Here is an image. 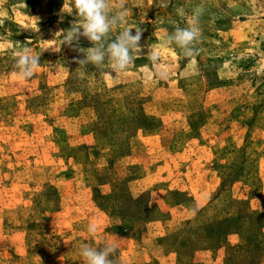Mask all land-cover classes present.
Wrapping results in <instances>:
<instances>
[{
    "label": "rangeland",
    "instance_id": "rangeland-1",
    "mask_svg": "<svg viewBox=\"0 0 264 264\" xmlns=\"http://www.w3.org/2000/svg\"><path fill=\"white\" fill-rule=\"evenodd\" d=\"M104 12L92 40L73 0H0V264H86L108 244L112 264H264V0ZM29 40L40 65L21 80Z\"/></svg>",
    "mask_w": 264,
    "mask_h": 264
},
{
    "label": "clouds",
    "instance_id": "clouds-1",
    "mask_svg": "<svg viewBox=\"0 0 264 264\" xmlns=\"http://www.w3.org/2000/svg\"><path fill=\"white\" fill-rule=\"evenodd\" d=\"M73 5L76 13L82 18L81 24L85 32L91 35L92 40H99L100 36L108 32L109 24L104 12L106 0H73ZM124 14L125 13H121V15ZM77 31V27H72L68 31L66 39L71 41ZM130 31L131 29L126 30L123 35L132 42L140 39L141 33L139 31L135 37L130 36ZM197 35V31L189 27L177 29L171 39H174L180 46H186L192 43L197 38ZM30 44V40L20 44L21 50L16 53V67L19 68L20 71L14 72L13 75L18 76L21 80L31 78L34 75V70L40 65L39 55L32 54V48L29 46ZM110 52L111 56L117 59L121 68L128 63L129 50L125 47L123 40L118 44H111ZM90 59L94 64L99 65L103 56L93 49L90 50ZM109 75H111V73H109ZM88 230L94 235L97 231V225L95 223H90ZM115 250V244H108L101 251L94 250L91 247H82L81 256L86 260V264H112V260L109 259V256L113 254Z\"/></svg>",
    "mask_w": 264,
    "mask_h": 264
},
{
    "label": "trees",
    "instance_id": "trees-1",
    "mask_svg": "<svg viewBox=\"0 0 264 264\" xmlns=\"http://www.w3.org/2000/svg\"><path fill=\"white\" fill-rule=\"evenodd\" d=\"M147 128H150V127H147ZM147 128H146V129H147Z\"/></svg>",
    "mask_w": 264,
    "mask_h": 264
}]
</instances>
